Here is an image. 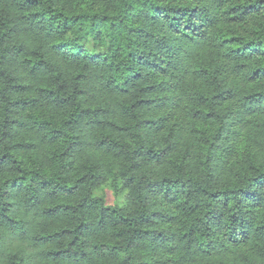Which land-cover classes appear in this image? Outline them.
<instances>
[{
    "label": "trees",
    "instance_id": "obj_1",
    "mask_svg": "<svg viewBox=\"0 0 264 264\" xmlns=\"http://www.w3.org/2000/svg\"><path fill=\"white\" fill-rule=\"evenodd\" d=\"M0 264H264V0H0Z\"/></svg>",
    "mask_w": 264,
    "mask_h": 264
},
{
    "label": "rangeland",
    "instance_id": "obj_2",
    "mask_svg": "<svg viewBox=\"0 0 264 264\" xmlns=\"http://www.w3.org/2000/svg\"><path fill=\"white\" fill-rule=\"evenodd\" d=\"M96 193L104 195L107 203H120L124 199L122 196L115 195L112 188L108 185H104L102 188H99Z\"/></svg>",
    "mask_w": 264,
    "mask_h": 264
}]
</instances>
